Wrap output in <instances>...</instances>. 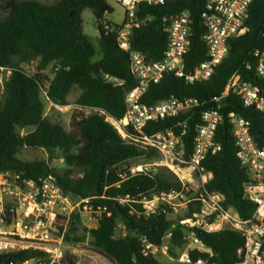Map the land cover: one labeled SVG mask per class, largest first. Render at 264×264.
Wrapping results in <instances>:
<instances>
[{"label": "trees", "instance_id": "16d2710c", "mask_svg": "<svg viewBox=\"0 0 264 264\" xmlns=\"http://www.w3.org/2000/svg\"><path fill=\"white\" fill-rule=\"evenodd\" d=\"M206 1L175 0L158 6H142L138 16L144 22L130 36L131 49L148 61H161L169 42L164 20L186 12L194 30L189 67L205 61L207 49L202 40L201 14ZM3 9L7 15L0 19V75L1 68L11 73L4 81L0 101V172H12L38 184L53 178L64 192L85 200L100 216L97 228L89 231L92 245L113 264H163L156 256L144 252L140 238L143 236L150 244L161 247L168 233L172 234L169 252L179 260L189 232L212 252H190L193 261L205 259L211 264H237V252L244 244L240 233L231 229L208 233L188 230L180 224L181 220L199 212L200 203L194 202L179 220L171 218L173 210L166 205H160L155 214H144L143 199L179 190L181 183L165 168L132 173L131 167L126 166L130 161H156L160 157L152 149L126 141L108 120L124 117L126 94L137 86L130 69V54L120 48L116 28L108 33L105 30L107 25L118 26L106 20L107 15L114 12L110 0H59L51 5L34 0H7ZM87 9L93 11L100 32L101 59L98 61H94L97 50L83 30L82 14ZM246 24L249 31L230 41L227 57L210 80L188 83L166 74L161 82L148 89L142 103L151 106L172 98L198 102L199 106L191 112L151 123L144 130L146 135L172 131L178 136L185 131L182 141L186 158L193 152L202 115L220 110L222 117L216 142L221 150L209 154L201 164L204 172L212 174L206 189L221 194L226 208H234L242 219L249 220L256 206L247 198L250 177L238 157L229 114L236 113L250 121L256 143L263 146L264 113L246 108L235 95L219 104L214 101L222 96L234 74L264 89V79L257 74L254 56L257 50H264V0L252 3ZM34 62L37 64L33 73L21 67ZM50 68L52 77L46 74ZM74 88L80 90L74 105L97 112L76 115L67 127L48 119L43 95L51 104L67 107L71 105L68 98ZM24 148L59 154L65 161L64 171L52 169L46 160H19L18 155ZM74 174L78 177L74 178ZM80 223V213L73 215L67 227L63 220L58 223L61 232L66 228L67 243L85 241V237L71 239ZM120 224L126 231L124 237H117ZM175 250H179L178 253H174ZM43 256L35 250L3 251L0 264ZM79 262L77 254L65 250L62 264Z\"/></svg>", "mask_w": 264, "mask_h": 264}, {"label": "built area", "instance_id": "2783aa9c", "mask_svg": "<svg viewBox=\"0 0 264 264\" xmlns=\"http://www.w3.org/2000/svg\"><path fill=\"white\" fill-rule=\"evenodd\" d=\"M171 1L175 0H110L125 10V20L116 27L105 26V30L108 33L116 28L120 48L130 54V69L137 80V86L126 94L124 117L121 120L109 117L108 120L126 141L154 150L160 157L159 165L168 168L181 183L179 190L143 199L141 204L146 216L155 214L160 205H166L177 213L179 209H190L194 202H198L199 212L181 220L183 227L208 233L225 229L236 231L244 239L243 246L237 252V264H264V145L256 143L251 122L236 113L229 114L232 136L239 149L238 157L250 177L247 198L256 206L252 218L244 220L234 208L224 206L221 194L206 189L212 174L201 168L209 154L214 155L221 150L216 142V132L222 117L220 110L207 111L202 115L193 152L186 158L182 141L185 131L178 136L172 131L146 135L144 130L151 123L191 112L199 106L198 102L172 98L151 106L142 103V97L148 89L161 82L166 74H172L188 83L210 80L227 57L230 41L249 31L246 21L255 0L206 1L201 23L207 59L192 68L188 61L194 30L193 21L186 12L164 20L169 42L161 61H148L130 46L132 32L144 22L138 16L142 6H158ZM254 56L257 59V74L264 79V50H257ZM4 71L8 70L1 68L0 83L11 73L8 71L9 75L4 79ZM109 80L114 81L112 78ZM230 95L237 96L246 108L264 113V89L243 81L240 74H234L229 79L222 96L214 101L219 104ZM143 170L147 169L131 168L132 173ZM193 174L199 176L200 185L197 190L188 185L193 182ZM84 211L94 213L92 207L85 204V200L64 192L53 178H46L38 184L12 172H0V252L35 250L44 254L43 257L9 264H62L66 228L61 232L58 223L63 220L67 227L75 213L81 214ZM171 237L172 234L168 233L161 247L150 244L143 236L140 241L144 252L155 256L159 252L167 254ZM185 239L186 251L181 253L180 264H211L205 259L192 260L190 252L193 251L212 254L193 232H189Z\"/></svg>", "mask_w": 264, "mask_h": 264}, {"label": "rangeland", "instance_id": "374dc122", "mask_svg": "<svg viewBox=\"0 0 264 264\" xmlns=\"http://www.w3.org/2000/svg\"><path fill=\"white\" fill-rule=\"evenodd\" d=\"M7 0H0V19L5 17L7 13L3 9V5ZM41 2L46 5H51L59 0H34ZM111 6L114 10L112 14L107 15L106 20L108 22H111L116 25H121L125 20V10L117 3L111 2ZM83 19V30L84 33L88 36L92 44L97 50V55L94 61H98L101 59L100 54V44H99V38H100V32L97 26V20L92 10L87 9L82 14ZM36 62L31 64H23L21 67L28 73L35 72L36 69ZM46 74L49 77H52L51 68L46 72ZM9 75L8 71H4L2 73V77L7 78ZM4 93V81L0 83V101L3 98ZM80 94V90L77 88H74L72 92L69 95V101L71 103L70 106L67 107H59L51 104L45 95H43V101L46 106L45 109V115L48 119L51 121L58 123L64 127L69 126L72 119L76 115H91L92 112H89L87 110H83L80 108H77L74 103L76 99L78 98ZM94 113V112H93ZM18 159L23 162H31L34 160H46L49 163V166L58 171L63 172L65 169V161L62 156L59 154L52 155L47 150L42 149H30V148H24L21 153L18 155ZM159 159L156 161L148 160V159H139V160H133L130 161L126 166L128 165L131 168H138L143 167V169H147L148 171H157V168H165L169 170L166 167L159 165ZM170 171V170H169ZM182 175V173H180ZM74 178H77L78 175H73ZM199 176L198 174H193V182L189 183L188 185L192 188L197 190L199 183ZM189 211V209H179L177 213L173 212V215H171L172 219L179 220L180 218L184 217L186 213ZM100 216L95 213H90L84 211L81 213V223L78 226V231L75 234L71 235V239L85 237V241L79 244H75L73 241L67 243L64 240V251L71 250L73 253L77 254L80 257L79 264H113L112 261L104 256L103 254L97 252L95 248L92 245V238L89 234V231L92 229L97 228L99 224ZM6 229L4 228L3 231ZM126 235L125 228L122 224H120L117 228V237H124ZM179 250H175L174 253H178ZM186 251V247L181 250V252ZM157 259L163 263V264H180L179 260L169 251L167 254L163 252H159L155 255Z\"/></svg>", "mask_w": 264, "mask_h": 264}, {"label": "water", "instance_id": "95a60500", "mask_svg": "<svg viewBox=\"0 0 264 264\" xmlns=\"http://www.w3.org/2000/svg\"><path fill=\"white\" fill-rule=\"evenodd\" d=\"M135 260H136V257H135Z\"/></svg>", "mask_w": 264, "mask_h": 264}]
</instances>
